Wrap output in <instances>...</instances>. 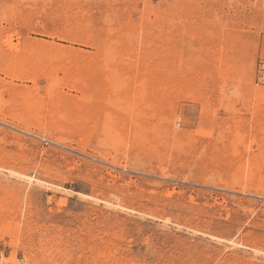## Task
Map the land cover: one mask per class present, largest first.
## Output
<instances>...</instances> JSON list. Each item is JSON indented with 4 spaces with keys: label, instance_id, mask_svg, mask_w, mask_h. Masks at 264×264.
Listing matches in <instances>:
<instances>
[{
    "label": "rangeland",
    "instance_id": "1",
    "mask_svg": "<svg viewBox=\"0 0 264 264\" xmlns=\"http://www.w3.org/2000/svg\"><path fill=\"white\" fill-rule=\"evenodd\" d=\"M0 264H264V0H0Z\"/></svg>",
    "mask_w": 264,
    "mask_h": 264
}]
</instances>
